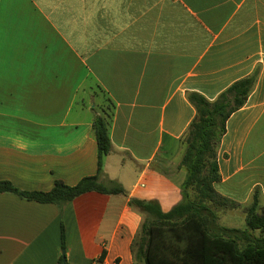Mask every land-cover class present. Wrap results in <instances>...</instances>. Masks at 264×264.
<instances>
[{
    "label": "crops",
    "instance_id": "0c3cea01",
    "mask_svg": "<svg viewBox=\"0 0 264 264\" xmlns=\"http://www.w3.org/2000/svg\"><path fill=\"white\" fill-rule=\"evenodd\" d=\"M254 73L214 185L244 217L264 208V0H0V181L48 192L97 176L92 122L106 116L98 182L125 192L62 207L0 193V264H58L62 226L69 264H134L144 215L129 201L181 200L188 94L213 101Z\"/></svg>",
    "mask_w": 264,
    "mask_h": 264
},
{
    "label": "trees",
    "instance_id": "16d2710c",
    "mask_svg": "<svg viewBox=\"0 0 264 264\" xmlns=\"http://www.w3.org/2000/svg\"><path fill=\"white\" fill-rule=\"evenodd\" d=\"M256 80L257 73L238 80L213 101L197 93L188 94L195 116L180 138L178 168L185 171L181 200L168 212H163L156 201H129V206L144 215L130 245L134 264H264V208H258L254 200L246 210L244 229L221 227L217 209H232L234 204L214 189L220 181L217 148L226 121L245 105ZM92 129L97 146V176L83 178L75 186L55 181L48 192H24L0 181V193L58 207L89 192L125 195L116 182L107 185L98 182L103 159L111 150L107 117L96 116ZM61 246L64 250L63 226ZM104 254L103 251L101 259ZM58 264L69 263L61 256Z\"/></svg>",
    "mask_w": 264,
    "mask_h": 264
},
{
    "label": "rangeland",
    "instance_id": "374dc122",
    "mask_svg": "<svg viewBox=\"0 0 264 264\" xmlns=\"http://www.w3.org/2000/svg\"><path fill=\"white\" fill-rule=\"evenodd\" d=\"M217 216L221 227L235 229L245 228V217L240 210L217 209Z\"/></svg>",
    "mask_w": 264,
    "mask_h": 264
},
{
    "label": "water",
    "instance_id": "95a60500",
    "mask_svg": "<svg viewBox=\"0 0 264 264\" xmlns=\"http://www.w3.org/2000/svg\"><path fill=\"white\" fill-rule=\"evenodd\" d=\"M61 254H62V256L64 257V256H65V251L62 250ZM64 262H65V260L63 259V263H64Z\"/></svg>",
    "mask_w": 264,
    "mask_h": 264
}]
</instances>
